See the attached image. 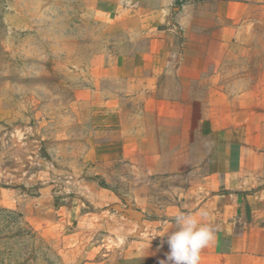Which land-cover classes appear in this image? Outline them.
Segmentation results:
<instances>
[{
  "label": "crops",
  "instance_id": "crops-1",
  "mask_svg": "<svg viewBox=\"0 0 264 264\" xmlns=\"http://www.w3.org/2000/svg\"><path fill=\"white\" fill-rule=\"evenodd\" d=\"M96 3L119 46L88 91V173L72 192L49 185L11 199L2 187V205L44 225L77 264H160L174 216L205 212L216 239L200 264H264V82L229 80L233 48L264 24V0ZM128 206L141 223L118 210Z\"/></svg>",
  "mask_w": 264,
  "mask_h": 264
},
{
  "label": "rangeland",
  "instance_id": "rangeland-1",
  "mask_svg": "<svg viewBox=\"0 0 264 264\" xmlns=\"http://www.w3.org/2000/svg\"><path fill=\"white\" fill-rule=\"evenodd\" d=\"M96 5V0H0V147L6 151L0 191L14 193L7 198L49 185L72 192L88 173L81 166L80 141L97 115L88 91L119 46L96 22ZM241 46L233 48L240 55L229 80L263 84L264 24ZM50 238L44 225L0 201V264H77L76 255Z\"/></svg>",
  "mask_w": 264,
  "mask_h": 264
},
{
  "label": "clouds",
  "instance_id": "clouds-1",
  "mask_svg": "<svg viewBox=\"0 0 264 264\" xmlns=\"http://www.w3.org/2000/svg\"><path fill=\"white\" fill-rule=\"evenodd\" d=\"M191 213H178L174 216L175 231L167 234V243L170 253L167 261L161 260L160 264H200L201 252L210 246L215 237L214 229L202 222V217Z\"/></svg>",
  "mask_w": 264,
  "mask_h": 264
},
{
  "label": "water",
  "instance_id": "water-1",
  "mask_svg": "<svg viewBox=\"0 0 264 264\" xmlns=\"http://www.w3.org/2000/svg\"><path fill=\"white\" fill-rule=\"evenodd\" d=\"M118 210L127 214L132 220L138 221L139 223H141L144 218L142 212L134 210L131 206H128L127 208L119 207Z\"/></svg>",
  "mask_w": 264,
  "mask_h": 264
}]
</instances>
